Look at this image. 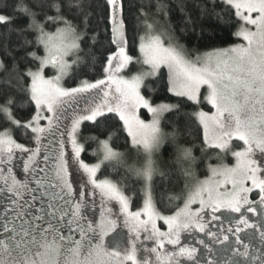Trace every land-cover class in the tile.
<instances>
[{"label": "snow or ice", "instance_id": "1", "mask_svg": "<svg viewBox=\"0 0 264 264\" xmlns=\"http://www.w3.org/2000/svg\"><path fill=\"white\" fill-rule=\"evenodd\" d=\"M106 5L111 37L108 54L102 61L103 77L81 79L75 86L66 87L63 81L71 65L65 57L80 45L76 41L68 42L69 34L75 29L65 10L74 15L83 14L84 0H0V85L9 93L0 103V114L16 130L23 131L34 145L27 147L17 143L9 131L0 133V184L5 186L0 192L6 190L19 200L28 186L13 175L16 152L27 154L26 159L23 155L20 157L26 176L35 178L39 172L52 171L56 183H52L51 188H61L60 192L49 195L47 218L36 217L43 224L33 226L26 222L27 227L20 226L22 234L15 226H9L11 221L4 224L3 232L12 235L0 238V264H61L62 249L71 253L63 264H152L149 257L138 258V242L142 239L153 241L154 246L145 247L144 251L155 256L156 264H202L197 259V248L182 244L181 235L189 230L205 233L209 216L211 221L220 220L216 214L222 211L240 214L235 221L237 227L227 229L228 233L235 232L237 245L242 243L240 225L255 228L264 245V228L250 223L243 214L244 211L255 214V203L264 206V162L254 158L257 152L264 156V0H209L205 3L197 19L227 17L230 28L234 29L231 35L236 40L228 47H213L203 54L198 49L193 53L174 44L171 35L165 43L162 35L152 34L154 25L146 23V35L141 36L136 45L139 56L134 55L127 35L124 0H106ZM152 7L158 19L169 16L164 0H156L154 6L141 7L140 14L146 20ZM9 8L11 13L6 11ZM181 10H185L183 5ZM168 22L163 21L165 25ZM61 24L64 27H59ZM49 25L57 26L56 31H46ZM189 25L193 30L197 27V20L191 14L181 30L187 31ZM199 26L202 31L205 27L214 31L211 24ZM32 34H36V44L43 46L44 55L32 50L33 41L29 39ZM133 65H142V68L128 77L126 74L132 71ZM49 68L54 70L51 75L46 71ZM164 68L168 70L167 92L175 99L157 104L141 89L149 78L162 80ZM13 89L27 97V110L19 116ZM204 105L209 106L208 111L204 110ZM186 109H191L185 114L202 130V150L216 151L217 159L221 160V153L225 156L230 153L235 165L210 164L207 178L198 180L192 167L195 156L191 149H182V158L187 162L184 174L194 182L186 184V192L176 193L172 189L169 194L172 174L156 165L153 153L160 144L161 117ZM145 112L150 120L142 118ZM108 119H118L131 138L132 146L137 151L143 149L146 154L143 166L134 169L139 193L133 188V194L128 195L118 183L96 179L105 161H120V153L113 151L108 141L100 142L103 158L99 162L90 164L82 159L85 151L79 140L82 124L98 125ZM233 141L241 142L242 147L234 146ZM41 146L46 152L45 168H40L37 162ZM48 162H52V168L47 167ZM74 168L86 177L79 190L74 189ZM256 190L259 199H250V194ZM77 191L80 199L72 203ZM97 194L102 206L111 201L119 205L116 219L102 211L99 222L86 221L87 201L90 197L94 202ZM165 198L168 203L182 200V206L177 205L174 211L169 209L171 214H165L158 206ZM136 200L142 202L133 211ZM58 201L71 204V211ZM106 211L113 213L111 208ZM68 217H71L67 219L68 225H77L72 231H78L79 238L61 235L62 243L58 244L56 234ZM121 219L128 231L127 247L121 252L120 241L114 240V247L109 251L105 237L116 231ZM160 222L167 227L166 231L158 226ZM49 235H52L51 241ZM207 235L217 237L220 243L229 239L228 235L220 239L210 229ZM197 243L203 245L204 241ZM169 245L172 250L166 247ZM85 248L86 255L82 251ZM243 248V252L233 249L232 255L242 256L246 261L249 245L244 244ZM255 251L257 256L253 258H259L264 264V257L259 256L258 249ZM208 252L213 253V250L208 248ZM207 264L215 262L208 259ZM225 264H241V261L226 260Z\"/></svg>", "mask_w": 264, "mask_h": 264}, {"label": "trees", "instance_id": "2", "mask_svg": "<svg viewBox=\"0 0 264 264\" xmlns=\"http://www.w3.org/2000/svg\"><path fill=\"white\" fill-rule=\"evenodd\" d=\"M12 2V0H9ZM168 6L169 16L160 17L155 15V8L149 9L147 20L141 13V7L147 8L149 4L153 6L156 0H124L125 11L124 16L127 25V35L131 51L134 55L139 56L137 44L141 36L146 35V23H152L154 30L158 33L162 32L167 38L173 36L172 42L183 46L189 52H206L213 47L228 46L236 38L231 35L234 29L230 28L227 22V17L222 20L217 19L215 16H205L203 20H199L201 16V9L209 0H164ZM181 5L184 6V11L181 10ZM11 13V9H6ZM218 11V10H217ZM188 14H191L194 20H197V27L192 29L191 25L188 26L187 31H182L184 22ZM65 15L71 21L74 33L76 34V41L79 43V49L73 52V64L70 68L69 74L65 77L63 83L66 87L75 86L81 79H98L103 77L102 61L106 59L108 49L110 47L109 41L111 37V26L108 23V9L106 0H84L83 14H73L69 10H65ZM169 22L165 25L163 21ZM211 24L214 26V31L205 27L203 31L200 24ZM59 27H64L63 24ZM165 27L167 31H165ZM57 26L49 25L46 31L55 32ZM95 37V40L93 39ZM33 41L32 50L36 51L38 55H43L42 45L36 44V34L29 36ZM49 75L52 71L46 70ZM163 79L149 78L145 81L141 91L149 97L154 98L155 103L167 102L175 99L170 97L167 92V71L162 69ZM17 106L20 113L27 110V97L20 92H16ZM7 89L0 85V103H2L8 95ZM22 105V107H20ZM204 110L208 111L209 106L204 105ZM144 112V110H141ZM191 112V109L181 110L177 113H166L161 121V127L166 133V141L161 148L159 167H163L166 171L172 174V183L169 186V194L171 190L175 189L176 193L186 192V184L190 185L194 181L187 178L184 174V168L187 162L182 158V149H191L192 154L195 156L196 161L192 166L196 179H201L208 174L209 165H215L217 162L214 159V152L209 150H202L203 148V133L192 120L185 114ZM144 118H148L147 113H144ZM8 130L13 138L22 144L31 145L32 142L23 131H18L14 126L10 125L8 120L0 114V132ZM80 143L85 147L82 153V159L87 163H94L100 159L101 141H108L109 146L119 151L125 156H128L127 162H104L98 173V178H108L126 190V194L132 195V189L135 188L136 192H140L137 178L134 169L140 166L139 159L135 155L130 144V137L123 130L122 124L118 119H108L102 121L98 125H91L87 122L82 124L81 133L79 137ZM208 152V154H206ZM227 164L231 163V159L227 158ZM159 191H157V199L159 200ZM142 201L136 200L132 205V209H136V205ZM182 200H173L168 203L165 198L163 204H159L165 214H171L169 209L175 210L177 205H182Z\"/></svg>", "mask_w": 264, "mask_h": 264}, {"label": "rangeland", "instance_id": "3", "mask_svg": "<svg viewBox=\"0 0 264 264\" xmlns=\"http://www.w3.org/2000/svg\"><path fill=\"white\" fill-rule=\"evenodd\" d=\"M152 34L162 35L165 43L169 42V38H167L162 32L158 33L157 31H153ZM72 41H76V34L74 32H71L68 36V42L71 43ZM237 42H239V41H237ZM228 46H224V47H228ZM74 50L75 49L72 50V52L69 56L65 57V59L68 61V63L71 66L74 63L72 60ZM193 53H195V52H193ZM199 53L203 54L205 52H199ZM43 55H44V49H43ZM131 67H132V71L128 72L126 74L128 77L136 74V72L142 68V65H133ZM70 68L68 70V74H69ZM49 69L53 73L54 70H52L51 68H49ZM165 69H166L167 74H168L167 68H165ZM164 115L161 117V121H162ZM142 118H144V117L142 116ZM145 119L150 120L151 117L148 116V118H145ZM160 129H161L160 144H159V147L153 153V160L155 161V163L158 167H159V163H160L161 148L167 139L166 133L163 131L161 124H160ZM5 131H8V130H4L0 133H4ZM10 135H11V133H10ZM12 138H13V136H12ZM17 143H19V142H17ZM232 143L234 146L238 145V146L242 147V143L239 141H233ZM130 144H131V138H130ZM25 146L33 147L34 145L31 144L29 146L28 145H25ZM131 146H132V144H131ZM132 148L135 151V155L138 157V159L140 156L141 160L139 161V164L140 163L141 164L138 167V168H140L145 163L146 154L144 153L143 149H141L140 151H137L133 146H132ZM99 150H100V154H101L100 159H99V161H100L103 158V150H102L101 145L99 147ZM235 150H239V149L236 148ZM113 151H115V150H113ZM68 152L69 153L71 152L70 145L68 146ZM116 152L120 153L119 163L127 162L128 156H125V154H123L119 151H116ZM213 152H214V154H213L214 159L213 160H215L217 163L215 165H212V166H216L220 163L227 164L226 163L227 158L231 159V163L227 164L228 166H234L235 165V158L230 153L227 154L226 156L223 153H221L220 154V156L222 157V160H221V159H217V152L216 151H213ZM45 154H46L45 147L41 146V155L37 158V162L39 163L40 168H45V166H46V163L43 159ZM22 155L24 156V159L27 158V154H21L19 152L15 153L13 175L16 176V179L18 181L27 182L28 186H27V188L23 189V195L19 200H17V198L14 195L8 193L6 190L3 192H0V213L1 214H4V213L15 214L16 216H20L22 219H25L26 218V214H25L26 207L25 206L28 207V205H30V207L34 208V206H31V204L34 201V198L37 197L36 192H32V184L33 183L39 184V182L42 180L40 176H45L47 171L39 172L38 175H35V178H34V175H27L26 176V174L23 171V160L20 159V157ZM254 158L257 159L258 162H264V156H262L259 152H257L255 154ZM99 161H96L94 163H97ZM113 161L117 162L115 160H113ZM105 162H107V161H105ZM51 164H52V162H48L47 166H50ZM91 164H93V163H91ZM72 171H73L72 178L76 181V183L74 184V189L79 190L80 185L86 181V177H84L83 173L76 168H74ZM208 175H209V171L205 177L198 179V180H204L205 178H207ZM96 179L97 180H104V179H108V178H98V176H96ZM108 180H110V179H108ZM110 181H112V180H110ZM112 182L115 183L114 181H112ZM52 183H56L54 172L52 173ZM4 187L5 186L3 184H0V188H4ZM55 190L60 192L61 188L58 186L57 188H55ZM257 191L258 190L254 191L253 193L250 194V199H252V200H258L259 199V197L257 195ZM97 193H98V190H97ZM64 195L67 198L66 192L64 193ZM38 196H40V195H38ZM79 199L80 198H79V194L77 191L74 193V196L72 198V203L77 202ZM35 203H37V202H35ZM87 204H88V208L86 210V221L99 222L102 211L105 212L106 216H111L112 219H116V214H118V212H119V205L115 201L104 202L103 206H102V202H101V199L99 197V194H97L94 202L89 197ZM68 205L71 208L72 205L71 204H68ZM193 207L196 208V207H198V205H193ZM253 207L256 210L255 214L247 212V211H244L243 214L247 217V219L249 220L250 223H255V224L261 226L262 228H264V206H261L260 204L255 203V204H253ZM107 208L113 209V213H108L106 211ZM132 210L135 211L136 209H132ZM216 215L220 216L221 219L217 220V221H211V218L209 216L208 221L210 223L206 222V223H208V227H206L205 233L196 232L194 230H189V232L182 233V235H181L182 244L186 243L189 246L197 248V250H198L197 251V259L201 260L202 264H207L208 259H212L215 262V264H225L226 260L241 261V264H261V260L259 258H256V259L253 258L254 256H257V252L255 251L256 249H258L259 256L264 257V245H261V242L259 240V234L256 232V229L255 228L247 229V228H245L244 225H240L239 227L241 229H243L239 233V236H240L242 243L240 245H237L235 232L233 231L232 233H228L227 229L229 227H231L234 230L237 227L235 221L237 219H239L240 214L228 213V212L222 211L220 213H217ZM158 226H161V229L164 231L167 230V227L163 226L162 222H160ZM209 229L212 232L217 233V235L220 239H222L223 235H228V237H229L228 241H226L224 243H220L219 239L217 237H209L207 235V231ZM221 229L224 230L223 233L221 232ZM90 235H91V233H90ZM74 238L78 239L79 233ZM127 239H128V231H127V228L123 225V222L121 219V221L118 223L116 231L113 233H110L109 236L105 237V246L110 251L114 247L113 241L119 240L121 243V247L119 250L121 252H123L124 248L127 247ZM48 240L51 241L52 236H49ZM198 240H203L204 244L201 245V244L197 243ZM244 244L249 245V255H248V258L246 261L244 260V258L242 256H239V255L233 256L232 255L233 249H238L240 252H243L244 251V248H243ZM152 246H154L152 240H143L142 239V241L138 242V248H139L138 258L143 259L144 257H149L152 261V264H156L155 256L144 251L145 247L150 248ZM166 247L168 248V250H172V246L169 245ZM208 248H211L213 250V253H215V255H213V253H209ZM225 249H227V251H225ZM41 251H42V249H41ZM82 251L85 255L87 254L86 248L83 249ZM70 255H71V253L68 252V253H64L63 256L59 257V259L61 260V264H63V260L65 259V257L70 256ZM222 257H223V259H222ZM129 264H130V262H129Z\"/></svg>", "mask_w": 264, "mask_h": 264}, {"label": "flooded vegetation", "instance_id": "4", "mask_svg": "<svg viewBox=\"0 0 264 264\" xmlns=\"http://www.w3.org/2000/svg\"><path fill=\"white\" fill-rule=\"evenodd\" d=\"M47 167L52 168L53 165L51 164L50 166H47ZM52 173H53L52 171H47L45 176H40L42 180L39 182V184H36V183L32 184V192H36L37 197L34 198V201L31 204V206H34V208L30 207V205H28V207L25 206L26 207V210H25L26 218L25 219H22L20 216H16L15 214H10V213L1 214L0 213V238H7V236L12 235V233L3 232V226L8 221H11V224L9 226L10 227L15 226L17 230L21 232V234H22V229L20 226L24 225L25 227H27L26 222H31L33 226L36 223L43 224V221H37L36 217L44 216L45 218H47L46 214L49 211V207H48L49 195L51 193L58 192L55 189L51 188L50 186L52 184ZM58 203L63 205L65 208H67L69 212L71 211V208L69 207V205L64 204V201H58ZM70 218L71 217L66 218L65 225L61 227L60 232L56 234V242L58 244L62 243L59 240V236L63 235L67 237L68 235H73V238H74L78 234V232L74 233L72 231L73 228L77 227L75 223H73L72 225L67 224V219H70ZM44 227H46V225H44ZM49 236H52V235H49ZM74 239H77V238H74ZM33 251H35V249H33ZM62 251L64 253H68L66 249H62Z\"/></svg>", "mask_w": 264, "mask_h": 264}]
</instances>
